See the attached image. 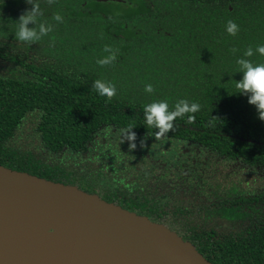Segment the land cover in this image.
Masks as SVG:
<instances>
[{"label":"trees","instance_id":"obj_1","mask_svg":"<svg viewBox=\"0 0 264 264\" xmlns=\"http://www.w3.org/2000/svg\"><path fill=\"white\" fill-rule=\"evenodd\" d=\"M107 1H114L116 7H107ZM107 1L57 0L49 5L47 0H33L43 13L40 22L53 28L36 42L41 46L40 64L28 59L32 43L20 41L26 58L19 59L21 52L8 51L0 38V54L7 50L26 68L9 78L0 77V165L76 185L152 217L160 197L132 195L114 185L106 190L108 174L91 165L73 174L65 157L67 152H91L96 133L110 128L120 131L131 124L137 139L153 136L158 129L146 126L144 106L167 100L172 110L185 99L201 105L195 121L177 118L175 130L163 137L202 145L220 161L240 160L264 170V121L235 87L243 77L237 59L248 47L264 45V0ZM31 7L26 0H0V16L8 14L17 24ZM56 13L63 16V23L53 20ZM229 20L240 28L236 36L226 30ZM106 45L117 51V59L100 66L97 61L108 55ZM233 48L239 51L234 54ZM247 59L264 63L258 53ZM97 79L114 83L116 97L109 101L100 96L92 87ZM147 84L153 85V93L145 91ZM29 113L38 114L43 149L56 161L45 159L43 150L39 157L32 149L10 144ZM207 182L205 188L212 193ZM259 195L225 200L230 206L219 203V212L244 208L235 212L242 221L231 232L217 234L213 228L212 234L191 225L192 232L185 237L213 264H264V206L259 203H264V191ZM173 220L183 232L182 222Z\"/></svg>","mask_w":264,"mask_h":264},{"label":"water","instance_id":"obj_2","mask_svg":"<svg viewBox=\"0 0 264 264\" xmlns=\"http://www.w3.org/2000/svg\"><path fill=\"white\" fill-rule=\"evenodd\" d=\"M0 264L213 263L146 215L76 185L0 165Z\"/></svg>","mask_w":264,"mask_h":264},{"label":"flooded vegetation","instance_id":"obj_3","mask_svg":"<svg viewBox=\"0 0 264 264\" xmlns=\"http://www.w3.org/2000/svg\"><path fill=\"white\" fill-rule=\"evenodd\" d=\"M24 7V4L22 5ZM8 14H1L0 16V23L5 27L2 29L0 25V38L4 43H6V48L8 51L14 50L16 53L21 54L19 56V59H25V48H22V45L20 44V41L16 39L15 33L17 31L18 25L11 23L9 18L7 17ZM144 30V29H139ZM6 32L10 35L7 37ZM31 45L32 50L29 49L28 51V59H31V63H41V49L40 44L38 43H32ZM11 45H15L16 47H13ZM5 50V52H2L0 54V77L3 78H9L13 74L16 73L19 69L22 71H25V66L20 61H16L12 59L8 53V51ZM17 55V54H16ZM24 119L20 123L19 128L21 127ZM18 128V129H19ZM37 129V126H36ZM110 130H102L100 133H96L93 141H90V147H92V151H81V152H67L69 153L68 159L65 161L67 164V167L73 171V174L76 173V170L82 166L86 167L87 165H91L92 167H96L102 171L104 174H108V185H106V190L110 188L111 185H114L116 187H122L126 190H129L132 195L136 196H146L150 199H159L156 200V204L152 207V217L150 213H142V215H146L149 218L153 219L154 221L160 222L162 224H165L169 228H171L173 231L177 232L179 235H181L184 239L190 240L189 238L185 237V234L191 233L192 230L189 228V226H194L195 230L197 231H203V232H211L213 234V228L217 231V234H224L229 233L232 230H234L235 225H238L242 218L238 217L237 213H240L244 210V208H236L235 212L229 210V211H218V209L221 207L219 203L225 202L228 206H230L229 202L225 200H234L240 197L241 195L245 197L249 196H260L259 194L264 191V185L262 187L257 188L256 190L252 191L249 189H243L237 192V190L230 189L228 187L223 188V190L219 189L221 186H227L228 180H223L214 187V191L209 192L206 190L205 186L208 185L207 181L211 182V188H213V175H216V177H220V172L217 171L216 173H213V168L208 171H198L196 169L190 171L188 174H180V176L174 177L175 175V169L171 168L173 170V173H168L171 175L169 178H173V180H176V178H179L180 180H176L179 184H159L157 188L153 191V184H152V178L157 177L156 175H165L168 177V174H164L163 170L166 168V165L164 164L165 161L156 163V160L154 158L153 154L150 153H144L140 154L139 149L140 146L137 147L135 150L129 149V142L124 141L122 142V139H117L122 136L120 133H114L116 137V141L112 139L113 144L119 145V152L118 151H111V143L109 140L108 133ZM116 131V130H112ZM16 135V134H15ZM146 138L149 139H156L155 135H149L146 136ZM162 138V137H161ZM166 138V137H163ZM143 140L142 139H136ZM172 140V139H171ZM176 140V139H174ZM115 141V142H114ZM182 141V140H181ZM187 142V141H184ZM193 143V142H191ZM10 144H13L12 142ZM108 145L107 148H104V146ZM112 144V145H113ZM195 145L201 146L199 144L194 143ZM15 145V144H13ZM92 145V146H91ZM110 145V146H109ZM124 145V146H123ZM139 144L137 143V146ZM147 147V141L143 144ZM89 147V144L87 145ZM22 148V147H21ZM128 148V154H122L124 151L123 149ZM204 149L209 151V154L212 155V159L209 162L211 165L213 163L220 167L221 165L230 164L233 166L234 170H239L240 168H244L247 170H256L261 174H264V170L261 167H252L244 163L240 160H227L225 158H222L221 161L217 159L213 151H211L208 148L203 147ZM22 150H25L23 148ZM34 152L36 150L32 149ZM110 151L109 155L102 154L103 152ZM42 149L40 150V152ZM40 152L39 157H41ZM98 153L99 156L95 157L93 154ZM74 154V155H73ZM45 159H48V161H56L53 159L52 156L49 157V153L47 156H45ZM154 164L156 166H159L161 170L159 172H156V175L152 174V169L149 168V165ZM149 169L151 172H149ZM216 170H219L217 168ZM212 172V173H211ZM184 176V177H183ZM241 177L240 175H238ZM203 177H207L208 180H204ZM243 180V179H242ZM241 179H233L234 182L242 181ZM139 181V182H137ZM105 190L104 188H102ZM162 193V195H160ZM99 195V194H98ZM101 196V195H100ZM103 198V197H102ZM117 203V202H115ZM261 205L264 206V203L259 201ZM119 204V203H117ZM121 205V204H120ZM124 207V206H123ZM127 208V207H125ZM129 209V208H128ZM150 211V210H149ZM177 211L178 213L174 212ZM182 216L186 217L183 218ZM176 218L182 222L184 225V229H182L183 232L176 229L174 224H176L175 220L173 218ZM247 220V219H246ZM214 239H211V243L213 246ZM193 243V242H192ZM194 244V243H193ZM196 246V244H194ZM197 247V246H196ZM198 249V248H197ZM199 250V249H198ZM200 251V250H199ZM201 252V251H200Z\"/></svg>","mask_w":264,"mask_h":264},{"label":"clouds","instance_id":"obj_4","mask_svg":"<svg viewBox=\"0 0 264 264\" xmlns=\"http://www.w3.org/2000/svg\"><path fill=\"white\" fill-rule=\"evenodd\" d=\"M26 2L32 7L25 10L17 21V31L15 33L16 39L22 42L36 43L43 37L47 36L52 30V25L45 22H40V17L43 15L38 3H34L33 0H26ZM49 5L57 3V0H47ZM63 16L60 13H56L53 16V20L59 23H63ZM29 25H33L29 27ZM226 30L229 35L236 36L240 28L232 20L227 22ZM231 51L235 54L239 49L233 48ZM104 52L108 53L102 59H99L97 63L100 66H107L112 64L117 59V51L113 50L111 46H105ZM258 53L264 56V45H257L255 50L252 47H248L243 57L237 59L239 65V72L243 73L242 79L236 80L235 87L238 89L239 94L247 96L249 104L255 106L258 112L259 118L264 121V63L254 64L248 57H252ZM92 87L102 97H106L111 101L117 95V88L114 83L97 79L93 82ZM147 93H153L155 91L153 85L147 84L145 86ZM201 110V105L196 102H189L182 99L175 103L174 108L170 110V106L167 100L154 101L144 106V119L147 127H155L158 131L155 133L156 139L165 136L167 133L175 130L174 122L177 118H183L187 116V123H193L195 121V114ZM218 118V117H217ZM133 125H128L126 128L120 129L122 134V142L129 141V149L135 150L137 144L135 143L137 135L132 129ZM144 141H141V145Z\"/></svg>","mask_w":264,"mask_h":264},{"label":"rangeland","instance_id":"obj_5","mask_svg":"<svg viewBox=\"0 0 264 264\" xmlns=\"http://www.w3.org/2000/svg\"><path fill=\"white\" fill-rule=\"evenodd\" d=\"M107 7H111L112 9L116 7V3L114 1H107L105 4ZM38 114H28L21 125V127L18 129L16 135L13 137L12 143L25 148V149H34L36 150V153L40 152V150H43L44 155H48V152L43 149L42 140L40 137V133L37 131L36 126L38 124ZM111 129V128H110ZM108 129V130H110ZM109 141L112 142V139L115 140L116 137L114 133H120L117 131H109ZM122 139V136L117 138ZM116 139V140H117ZM115 140V141H116ZM114 141V142H115ZM126 141V140H125ZM144 143L147 141V147L144 145H141V140L135 141V143L139 144L137 147L140 146L139 153H150L154 155V158L157 159L156 163L164 162L166 165V168L163 170L164 174L173 173V170L171 168L175 169V175L182 176V174H188L190 171L196 169L198 171H208L213 170V173H216L217 171L220 172V177H216V175H213V188L211 190L214 191V187L218 183H220L223 180H228L227 186H221L219 189L223 190V188H230L233 190H237L239 192L243 189H249V190H256L259 187H262L264 185V174L259 173L256 170H247L244 168H240L239 170H234L233 166L230 164L221 165L218 167L213 163L211 165L209 162L212 159V155L209 154V151L204 149L201 146L195 145L191 142H184L181 140H170L169 138H159V139H149V138H143ZM129 142V141H127ZM130 143V142H129ZM111 145V151H118L119 152V145L113 144ZM109 145V146H110ZM108 145L105 144L104 148H107ZM124 146V145H123ZM108 149V148H107ZM128 148H124L122 151H124L122 154H128ZM41 153V152H40ZM68 158L69 153L66 154ZM53 157V156H52ZM55 158V157H54ZM56 160V159H55ZM159 166H156L154 164L149 165V168L152 169V174H155L156 172H159L161 169L158 168ZM219 168V170H216ZM212 173V172H211ZM240 175L241 177H239ZM152 176V175H151ZM157 177L152 178V184H153V191L157 188L158 183L159 184H179L177 183V179L173 180V178H169L171 175L168 174V177L165 175H156ZM184 177V176H183ZM233 179H243L242 181L234 182ZM139 182V181H137ZM162 195V193H160Z\"/></svg>","mask_w":264,"mask_h":264}]
</instances>
